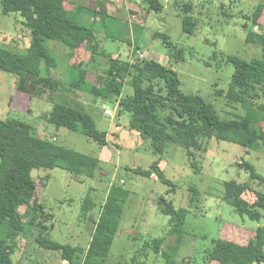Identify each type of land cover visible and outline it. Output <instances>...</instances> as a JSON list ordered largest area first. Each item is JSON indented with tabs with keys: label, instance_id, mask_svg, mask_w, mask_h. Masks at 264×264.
I'll return each instance as SVG.
<instances>
[{
	"label": "rangeland",
	"instance_id": "1",
	"mask_svg": "<svg viewBox=\"0 0 264 264\" xmlns=\"http://www.w3.org/2000/svg\"><path fill=\"white\" fill-rule=\"evenodd\" d=\"M79 1L66 0L67 9L72 12V3ZM116 1L121 5L132 3V0ZM160 1L165 7L160 13L148 11L145 0L136 4L144 16L142 20L135 13L131 14L130 19L124 11L113 17H105L104 28L97 27V38L100 42L102 39V49L111 57L130 62L135 47L139 46L144 59L174 69L179 75L181 91L186 95L203 97L215 107L222 119H234L237 117L235 115L243 114L241 108L227 106L224 98L216 95V91L228 89L235 71L234 66L227 63V56L245 60L263 56L262 48L247 43L246 38L253 31L251 18L257 6L264 4V0ZM87 5L94 7V0L87 1ZM188 5L192 7L190 15L196 22L192 35L183 31V7ZM111 9H116V6ZM73 10L72 13L78 15L83 25H91L92 13L79 14L78 8ZM259 23L264 33V12ZM254 31L259 32L257 28ZM155 33L167 35L176 49L183 51L181 62H175L163 40L154 38ZM29 44V31L24 26V19L19 14H3L0 0V48L25 55ZM46 45L59 62L58 68L51 72V77L62 84L69 68V49L56 41L49 40ZM88 56L81 52L77 58L86 61L90 60ZM99 61L102 63L105 60L100 58ZM88 77L96 85L101 86L105 82L101 66L90 68ZM19 81L20 77L0 70V119L26 123L31 126L32 135L55 141L58 145L97 157L101 161L96 177L85 179L84 182L75 180L62 169H39L33 172L38 186V199L46 212L54 217L49 223L53 225L50 231L52 241L87 248L100 208L113 184L126 190L129 196L108 264H166L162 254L154 252L153 241L162 240L161 251L167 252L176 244L177 235L172 233L174 226L170 217L161 212L159 203L162 200L172 203L176 209L189 210L181 233L182 239L178 243L176 261L179 264H208L205 256L213 250V240L224 239L244 246L253 239L259 227H264V219L258 223L247 216H240L233 206L224 201V184L230 181L250 183L254 190L264 192V186L251 181L250 171L239 166L243 162L249 163L264 177L262 149L247 150L215 139L206 141V151L195 153L197 168L194 169L186 149L170 144L160 163L165 179L172 183L167 185L155 175L146 178L134 172V169L149 170L157 158L150 140L142 138L130 128L128 114L119 117L113 105L109 102L101 104L89 93L82 92L84 95L81 94V98H75V102H72V89L65 85L52 95L48 90L31 98L18 90ZM132 94L133 88L127 79L123 97ZM76 101L83 105V111L93 117L98 130L106 134L107 145L101 146L81 133L57 128L46 121L45 116L54 103L72 105L77 104ZM259 103H264V99ZM106 110L110 115H105ZM47 175L49 179L44 186ZM190 188H196L200 194L194 205L191 204ZM87 197L96 204L91 220L82 215L83 202ZM243 198L250 203L255 201L251 192H247ZM30 202L31 199L21 207L22 214L26 213ZM13 260L15 264H66L59 253L39 249L33 238L21 240Z\"/></svg>",
	"mask_w": 264,
	"mask_h": 264
},
{
	"label": "trees",
	"instance_id": "2",
	"mask_svg": "<svg viewBox=\"0 0 264 264\" xmlns=\"http://www.w3.org/2000/svg\"><path fill=\"white\" fill-rule=\"evenodd\" d=\"M145 2L150 12L160 13L165 8L160 0ZM96 7L94 16L99 12L98 8L103 7L101 0H97ZM1 10L5 15L19 14L24 19L30 44L25 55L0 48V70L20 77L18 90L31 98L48 90L52 95L65 85L72 90L89 93L100 101L102 99L103 104L112 102L119 117L128 114L130 128L142 138L150 140L157 158L149 170L134 169L136 174L146 178L155 175L164 184L172 185L160 168L162 156L170 144L186 149L194 169L197 168L195 153L205 152V142L213 139L247 150L264 151V103H259L264 99V33L259 23L264 4L257 6L251 18L253 31L246 38L247 43L262 48L263 56L251 60L226 57L227 63L232 64L235 71L228 89L218 90L216 95L224 98L227 106L243 110V114L229 120L222 119L215 107L203 97L184 94L179 75L174 69L153 60L121 61L119 57H111L102 50L97 27L104 28L105 17H108L102 11L100 23L93 20L90 26H86L79 21L78 15L67 9L66 0H1ZM183 12V31L192 35L196 29V22L190 15L192 7L184 6ZM255 28L259 32L254 31ZM153 36L163 40L176 63L183 60V51L177 50L167 35L155 33ZM49 40L60 42L69 49V68L62 84L51 77L59 62L46 45ZM85 51L90 53V60L78 59V53ZM138 51L139 46L135 47L133 57ZM100 58L105 61L101 63ZM99 63L105 77L101 86L88 80L90 68L97 69L99 66L96 64ZM127 79L133 94L123 97ZM45 119L57 128L81 133L101 146L107 145L106 134L98 130L89 113L78 107L54 103ZM31 129V126L18 120L0 119V264H15L13 257L19 250L21 240L31 238L39 249L59 253L66 264H108L129 193L115 184L110 186L87 248L52 241L50 231L53 225L49 223L54 217L46 212L38 199L33 172L62 169L75 180L84 182L96 177L101 161L58 145L55 141L38 138L31 134ZM239 166L250 171L252 182L264 186V177L251 164L243 162ZM45 177L44 186L49 179L48 175ZM224 188V201L233 206L240 216L262 222L264 192L254 190L250 183L239 184L236 181L226 182ZM190 190L191 204L194 205L200 194L196 188ZM247 192L254 194L253 203L243 198ZM30 199L26 213L22 214L21 207ZM95 206V202L87 197L82 206L83 218L91 220ZM159 207L162 214L170 217L174 226L172 233L177 235V241L166 252L161 251L163 241L154 240L153 250L156 254H162L166 264H179L176 261L178 243L182 239L189 210L176 209L165 200L159 203ZM252 238L244 246L224 239L213 240V250L206 253L205 259L208 264H262L264 227H259Z\"/></svg>",
	"mask_w": 264,
	"mask_h": 264
},
{
	"label": "crops",
	"instance_id": "3",
	"mask_svg": "<svg viewBox=\"0 0 264 264\" xmlns=\"http://www.w3.org/2000/svg\"><path fill=\"white\" fill-rule=\"evenodd\" d=\"M87 1L90 2V0H81L79 1L78 3L77 2H73L72 3V12L74 11L73 8H78V13L79 14H82L83 12H86V13H92V18H91V21L93 22V20H96L97 23H100L101 22V13L100 11H102L103 13L102 14H105L106 16L108 17H113L114 14H119L121 11H124V13L127 15L128 18L131 17V14L135 13V15L138 16V19L142 20L144 19V16L143 14L141 13V10H140V7L136 4H141V2L143 3V0H132V3H128V4H124V5H121L118 1L116 0H101L102 3H103V7L102 8H98L99 12L96 14V16L93 15V12L95 11V9L97 8L96 7V2L97 0H94V7L93 6H89L87 5ZM114 7L116 6V9H111V7ZM96 17V18H95ZM132 17H136V16H132ZM95 18V19H94ZM131 19V18H130ZM136 19V18H135ZM135 22V21H134ZM136 23V22H135ZM139 27V26H138ZM137 27V28H138ZM99 40V39H98ZM100 42V40H99ZM101 42H102V39H101ZM100 42L101 44V47H102V43ZM103 50V49H102ZM85 53H87L88 55H90L89 52L85 51ZM116 57V56H114ZM90 57L88 56V59ZM88 61V60H86ZM82 92H79V91H75V90H72V102H75V98H81L82 95ZM77 104H72V106L74 107H78V108H82V104L79 105V103L76 101ZM84 103V102H83ZM103 104V103H101ZM153 177V176H152Z\"/></svg>",
	"mask_w": 264,
	"mask_h": 264
},
{
	"label": "built area",
	"instance_id": "4",
	"mask_svg": "<svg viewBox=\"0 0 264 264\" xmlns=\"http://www.w3.org/2000/svg\"><path fill=\"white\" fill-rule=\"evenodd\" d=\"M135 59H144L143 53H141L140 51H138L137 52V55L135 57H133L132 60L134 61ZM105 115H110V112L108 110H106Z\"/></svg>",
	"mask_w": 264,
	"mask_h": 264
},
{
	"label": "water",
	"instance_id": "5",
	"mask_svg": "<svg viewBox=\"0 0 264 264\" xmlns=\"http://www.w3.org/2000/svg\"><path fill=\"white\" fill-rule=\"evenodd\" d=\"M101 101H102V99H101ZM105 104L107 103V102H104ZM111 105H113V110H116V106L112 103V102H109Z\"/></svg>",
	"mask_w": 264,
	"mask_h": 264
}]
</instances>
